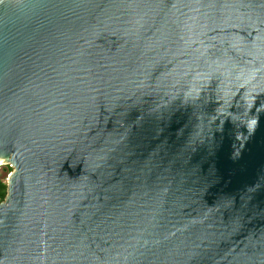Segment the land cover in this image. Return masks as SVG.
Returning <instances> with one entry per match:
<instances>
[{
    "label": "water",
    "instance_id": "water-1",
    "mask_svg": "<svg viewBox=\"0 0 264 264\" xmlns=\"http://www.w3.org/2000/svg\"><path fill=\"white\" fill-rule=\"evenodd\" d=\"M0 264H264V0H0Z\"/></svg>",
    "mask_w": 264,
    "mask_h": 264
},
{
    "label": "rangeland",
    "instance_id": "rangeland-1",
    "mask_svg": "<svg viewBox=\"0 0 264 264\" xmlns=\"http://www.w3.org/2000/svg\"><path fill=\"white\" fill-rule=\"evenodd\" d=\"M8 157L0 155V205L5 203L8 197L7 177L13 172V169L8 164Z\"/></svg>",
    "mask_w": 264,
    "mask_h": 264
},
{
    "label": "built area",
    "instance_id": "built-area-1",
    "mask_svg": "<svg viewBox=\"0 0 264 264\" xmlns=\"http://www.w3.org/2000/svg\"><path fill=\"white\" fill-rule=\"evenodd\" d=\"M9 166L11 167V165L9 164ZM12 168V167H11ZM13 169V168H12ZM12 173H10L9 175H8V177H7V179H6V181H8V178H9V176L11 175Z\"/></svg>",
    "mask_w": 264,
    "mask_h": 264
},
{
    "label": "crops",
    "instance_id": "crops-1",
    "mask_svg": "<svg viewBox=\"0 0 264 264\" xmlns=\"http://www.w3.org/2000/svg\"><path fill=\"white\" fill-rule=\"evenodd\" d=\"M0 167H1V164H0Z\"/></svg>",
    "mask_w": 264,
    "mask_h": 264
},
{
    "label": "trees",
    "instance_id": "trees-1",
    "mask_svg": "<svg viewBox=\"0 0 264 264\" xmlns=\"http://www.w3.org/2000/svg\"><path fill=\"white\" fill-rule=\"evenodd\" d=\"M0 186H1V184H0Z\"/></svg>",
    "mask_w": 264,
    "mask_h": 264
}]
</instances>
